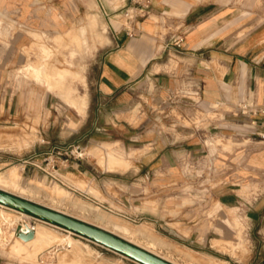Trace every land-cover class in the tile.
Listing matches in <instances>:
<instances>
[{"label": "rangeland", "instance_id": "374dc122", "mask_svg": "<svg viewBox=\"0 0 264 264\" xmlns=\"http://www.w3.org/2000/svg\"><path fill=\"white\" fill-rule=\"evenodd\" d=\"M120 6L121 0H0V176L12 180L11 171L16 168L26 190L5 184L0 188L106 229L175 264H264V233L240 219V208L218 205V233L201 237L191 235V229L178 233L175 217L179 207L171 209L151 198L142 204L150 212L149 219L135 221L129 182L119 179L135 172L134 164L146 149L103 140L92 123L84 129L92 132L88 138L86 131L69 133L80 126L90 99L98 98L100 61L113 44L114 26L139 14L132 5L121 10ZM73 100L82 104L71 105ZM91 137L93 142L88 145ZM76 141L82 142L90 158L72 163L84 162L94 168L91 173L103 177L104 185L99 186L85 171L70 174L72 163L56 172L58 179L33 165L24 166L22 159L34 153H45L40 163L57 146ZM112 152L122 157L121 169L115 167ZM129 154L133 155L130 159ZM214 173L205 169L199 174L202 179H214ZM188 174L192 177L194 171ZM79 177L87 185L74 181ZM160 209L170 212V227L159 219ZM18 228L33 230L34 237L23 240L17 236ZM39 233L47 236L44 241H38ZM0 264L140 263L0 203Z\"/></svg>", "mask_w": 264, "mask_h": 264}, {"label": "crops", "instance_id": "0c3cea01", "mask_svg": "<svg viewBox=\"0 0 264 264\" xmlns=\"http://www.w3.org/2000/svg\"><path fill=\"white\" fill-rule=\"evenodd\" d=\"M121 1L120 10L134 4ZM150 8L114 26L100 61L98 98L69 133L86 131L88 138L92 132L84 129L92 123L103 140L146 149L137 170L119 179L129 182L134 215L150 217L144 199L165 202L179 207L178 233L191 229L201 237L218 233L223 205L240 208V219L264 233V144L249 138L238 108L264 100V0H152ZM179 39L181 50L174 46ZM198 160L201 168L212 161L214 179L188 175V164ZM70 166V174L85 171L104 185L84 162ZM157 215L170 227L168 210Z\"/></svg>", "mask_w": 264, "mask_h": 264}, {"label": "water", "instance_id": "95a60500", "mask_svg": "<svg viewBox=\"0 0 264 264\" xmlns=\"http://www.w3.org/2000/svg\"><path fill=\"white\" fill-rule=\"evenodd\" d=\"M0 203L10 208L27 213L34 218L48 221L73 233L89 238L105 247L118 251L140 264H174L120 236L86 221L74 218L50 207L38 204L26 198L0 189ZM34 231L17 230V236L25 241L34 237Z\"/></svg>", "mask_w": 264, "mask_h": 264}, {"label": "built area", "instance_id": "2783aa9c", "mask_svg": "<svg viewBox=\"0 0 264 264\" xmlns=\"http://www.w3.org/2000/svg\"><path fill=\"white\" fill-rule=\"evenodd\" d=\"M132 2L134 4L130 8H135V10H139L138 15H147L150 12L152 0H132ZM138 15L135 16V18L138 17ZM135 18L129 17L130 20ZM182 42L183 39H179L175 42L174 46H176L178 50H181ZM238 108L239 112L244 116V120L249 129V138L255 142L264 144V100L262 103H257L254 100L243 101L238 105ZM44 154L45 153L41 152L34 153L28 158L22 159L24 166L26 167L27 165H33L35 168L47 172L48 175L55 179H58L56 172H58L62 167L69 166L73 161L85 160L89 156L86 152L85 146L82 144L81 141H76L62 147L57 146L51 153L48 154V157H44L43 160L39 163V158L42 157ZM45 161H47L46 168L43 167V162ZM199 161L200 160L188 164V171H194L193 176L200 177L199 173L203 172L205 169L214 171L212 161L209 164H206L203 168H201L197 164V162ZM48 169H51L52 172L48 171ZM146 175V177L150 176L149 173H147ZM133 219L135 221H142L147 220L149 218L143 215H135V218Z\"/></svg>", "mask_w": 264, "mask_h": 264}, {"label": "bare ground", "instance_id": "6f19581e", "mask_svg": "<svg viewBox=\"0 0 264 264\" xmlns=\"http://www.w3.org/2000/svg\"><path fill=\"white\" fill-rule=\"evenodd\" d=\"M73 102H74V104H76L77 106H79V104H82V102H77V101H74L73 100ZM81 108V107H80ZM84 111V110H83ZM3 138V137H2ZM96 149V148H95ZM99 150V149H98ZM97 150V151H98ZM96 151V152H97ZM8 171H10V170H8ZM12 172V174H13V178H12V180H4L1 176H0V184L2 185V184H5V185H9V186H12V187H14V189L16 188L17 190L18 189H20V190H22V191H24V190H26L20 183H19V179H20V177H21V171H19V170H17L16 168H13V170L11 171ZM9 173V172H8ZM6 174V173H5ZM10 174V173H9ZM3 176V175H2ZM10 178H11V176H10ZM74 181L76 182V183H78L79 185H83L84 184V182H86L85 181V179H82V178H74ZM5 187V186H4ZM7 187V186H6ZM5 187V188H6ZM9 188V187H8ZM0 189H2V188H0ZM34 189V188H33ZM3 190H7V189H3ZM9 192V191H8ZM23 197V196H22ZM28 199V198H27ZM8 207V206H7ZM60 211V210H59ZM19 212V211H18ZM21 212V214H24V215H29V214H27V213H24V212H22V211H20ZM65 213V212H64ZM31 216V215H30ZM33 217V216H32ZM34 218V217H33ZM35 219H37V218H35ZM38 220H41V219H38ZM53 224V223H52ZM106 230V229H105ZM71 231V230H70ZM112 233V232H111ZM114 234V233H113ZM39 235H40V237H39V242H41V241H44V239H45V237H47L44 233H39ZM116 235V234H115ZM118 236V235H117ZM121 238H122V236H121ZM125 240H127V239H125ZM128 241H130V240H128ZM130 242H132V241H130ZM135 244V243H134ZM73 245V244H72ZM136 245H138V246H140L139 244H136ZM141 247V246H140ZM218 247V246H217ZM143 248V247H142ZM146 250H148L149 251V249H146ZM77 251H78V249H77ZM84 251V250H83ZM151 252V251H150ZM78 253H79V251H78ZM152 253H154V252H152ZM85 254V253H84ZM154 254H156V253H154ZM156 255H158V254H156ZM79 256H81V255H79ZM158 256H160V255H158ZM160 257H162V258H164L163 256H160ZM164 259H166V258H164ZM86 260V259H85ZM166 260H168V259H166ZM169 261V260H168ZM171 262V261H170ZM172 263H173V261H172ZM178 263V262H177ZM175 264V263H174Z\"/></svg>", "mask_w": 264, "mask_h": 264}]
</instances>
